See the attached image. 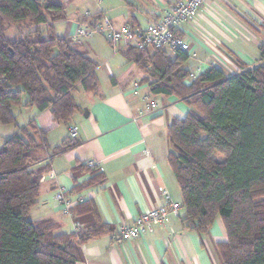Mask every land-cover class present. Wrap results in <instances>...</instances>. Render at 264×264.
I'll list each match as a JSON object with an SVG mask.
<instances>
[{"label":"trees","instance_id":"1","mask_svg":"<svg viewBox=\"0 0 264 264\" xmlns=\"http://www.w3.org/2000/svg\"><path fill=\"white\" fill-rule=\"evenodd\" d=\"M64 8L58 0H0V124L16 128L0 147V264H76L86 240L110 231L91 199L72 200L67 191L71 215H92L93 226L55 234L54 222L29 218L50 173L39 155L76 142L50 147L34 121L18 125L14 107L48 109L55 123L68 124L78 109L72 93L78 87L99 92L97 62L70 36L56 34L47 19ZM119 50L144 69L150 94L174 96L191 108L167 127L182 221L205 236L220 217L226 241L214 243L219 264H264V41L253 66L237 59L236 73L211 67L194 79L184 67L185 51ZM84 166L96 173L87 185L101 179L97 167Z\"/></svg>","mask_w":264,"mask_h":264},{"label":"crops","instance_id":"2","mask_svg":"<svg viewBox=\"0 0 264 264\" xmlns=\"http://www.w3.org/2000/svg\"><path fill=\"white\" fill-rule=\"evenodd\" d=\"M43 1V0H42ZM64 5L60 16L47 19L56 34L70 36L80 27L107 16L115 28L141 27L158 21L176 0H58ZM264 0H207L192 23L182 24L179 34L189 42V58L184 67L196 72L216 67L226 75L240 70L235 60L256 64L258 46L264 41ZM261 38L260 43H254ZM79 49L97 62V95L80 87L72 94L78 109L68 124L55 123L50 110L17 108V123L34 121L45 131L50 147L72 140L69 125L77 126L76 145L63 151L41 153L40 164L49 163L50 177L41 180L37 202L29 212L34 221L55 223V234L72 233L78 221L83 229L95 224L92 215H65L56 205L55 193L63 188L72 200L91 199L99 219L110 231L91 237L80 247L76 264H219L214 243L226 241L220 217L209 234L201 236L187 228L179 217L169 225H156L135 239H120L121 226L131 224L148 208L163 202L162 189L173 201L181 202V193L168 163L167 127L174 118L184 117L191 109L174 97L152 95L143 79L144 69L128 62L122 46H114L101 33L77 41ZM152 54L153 50H147ZM134 83H138L134 87ZM157 102L147 109L143 96ZM16 132L12 125L0 124V147ZM95 160L101 179L87 185L96 174L85 163ZM38 164V165H40ZM98 174V173H97ZM75 186H84L74 191Z\"/></svg>","mask_w":264,"mask_h":264},{"label":"built area","instance_id":"3","mask_svg":"<svg viewBox=\"0 0 264 264\" xmlns=\"http://www.w3.org/2000/svg\"><path fill=\"white\" fill-rule=\"evenodd\" d=\"M207 0H176L158 21L147 24L144 27L139 25H131L127 23L121 28H115L107 16H101L92 24L80 26L72 35L73 41L77 42L83 37L91 36L95 33H101L109 43L114 46L136 47L139 50L149 49H168L170 51L190 52V45L187 40L179 34V28L182 24L192 23L195 21L199 9ZM190 55V54H189ZM204 72L198 67L196 72L190 71L189 78L194 79L199 73ZM138 83H134L137 87ZM147 109H155L157 102L149 95L143 96ZM69 137L74 139L77 137V126L69 125ZM88 167L100 166L97 161L89 160L86 162ZM52 177L53 173L50 172ZM164 200L162 203L152 206L141 212L131 224L121 226L118 237L120 239H135L145 232L151 231L156 225H169L173 217L179 216L181 202L173 201L166 190H161ZM82 198H79L81 200ZM56 205L65 215H71L69 207L71 200L66 196V190L60 188L55 193ZM79 223H74V230H81Z\"/></svg>","mask_w":264,"mask_h":264},{"label":"rangeland","instance_id":"4","mask_svg":"<svg viewBox=\"0 0 264 264\" xmlns=\"http://www.w3.org/2000/svg\"><path fill=\"white\" fill-rule=\"evenodd\" d=\"M261 41H262V39L259 38V39L255 40L254 43H260ZM15 110H16V107H14V111H15ZM216 157H217L218 159H222V156L219 155V154H216Z\"/></svg>","mask_w":264,"mask_h":264}]
</instances>
